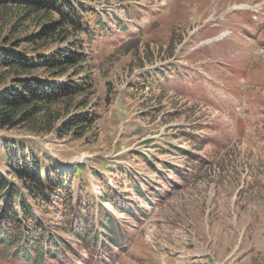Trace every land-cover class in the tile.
I'll return each mask as SVG.
<instances>
[{
  "label": "rangeland",
  "instance_id": "rangeland-1",
  "mask_svg": "<svg viewBox=\"0 0 264 264\" xmlns=\"http://www.w3.org/2000/svg\"><path fill=\"white\" fill-rule=\"evenodd\" d=\"M74 1L111 30L85 44L97 133L0 131V170L17 140L46 169L78 171L75 200L94 202L86 228L106 242L107 212L126 241L94 251L40 206L68 252L44 264H264V0ZM0 264L34 262L0 245Z\"/></svg>",
  "mask_w": 264,
  "mask_h": 264
},
{
  "label": "trees",
  "instance_id": "trees-1",
  "mask_svg": "<svg viewBox=\"0 0 264 264\" xmlns=\"http://www.w3.org/2000/svg\"><path fill=\"white\" fill-rule=\"evenodd\" d=\"M94 17L92 9L74 0H0L1 132L55 134L61 140H88L89 133H97L100 116L92 104L93 80L85 74L89 59L85 44L91 46L99 33L111 30L101 18L92 22ZM3 150L7 172H0V245L11 250L14 259L44 264L46 258L57 262L63 251L68 254L63 246L67 243L51 235L50 226L38 217L40 206L62 212L75 228L71 235H78L88 248L103 253L109 246L122 248L126 239L107 212L109 219L100 228L106 242H99L98 234L86 228L94 222V202L88 195L85 204V197L75 200L71 174L78 171L58 165L46 169L17 140L6 142ZM133 187L144 195L138 183ZM109 191L103 202L115 205ZM123 211L130 214L132 209ZM77 212L86 217H75Z\"/></svg>",
  "mask_w": 264,
  "mask_h": 264
},
{
  "label": "bare ground",
  "instance_id": "bare-ground-1",
  "mask_svg": "<svg viewBox=\"0 0 264 264\" xmlns=\"http://www.w3.org/2000/svg\"><path fill=\"white\" fill-rule=\"evenodd\" d=\"M238 10H244V8H240V9H238ZM244 11H246V10H244Z\"/></svg>",
  "mask_w": 264,
  "mask_h": 264
}]
</instances>
